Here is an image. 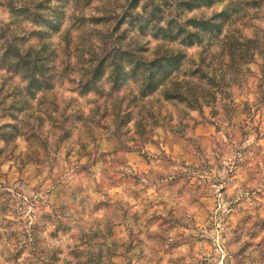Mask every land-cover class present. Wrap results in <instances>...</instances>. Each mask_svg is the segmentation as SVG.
Returning a JSON list of instances; mask_svg holds the SVG:
<instances>
[{"label": "rangeland", "instance_id": "obj_1", "mask_svg": "<svg viewBox=\"0 0 264 264\" xmlns=\"http://www.w3.org/2000/svg\"><path fill=\"white\" fill-rule=\"evenodd\" d=\"M228 5L169 45L200 105L139 96L122 52ZM0 264H264V0H0Z\"/></svg>", "mask_w": 264, "mask_h": 264}, {"label": "trees", "instance_id": "obj_2", "mask_svg": "<svg viewBox=\"0 0 264 264\" xmlns=\"http://www.w3.org/2000/svg\"><path fill=\"white\" fill-rule=\"evenodd\" d=\"M229 6L209 19L201 21L193 20L192 22L186 21L181 24H177L171 20L165 27L158 26L157 32L153 35L155 37L159 36L163 40V43L153 50V56L147 61L144 59L143 54H138L137 52V56H134L126 50L123 51V56L118 61L126 57L124 61L128 67L132 68L131 71L133 73L131 74L135 76L140 72L139 82L136 81L139 96L143 97L161 88L160 95L166 100H177L183 102L187 107L198 105L202 101V96L197 95L195 86L191 85L187 80L171 76L173 72H176L180 68L185 54L182 50L169 45L176 40L182 45H192L201 42L203 33L215 35L220 33L222 23L230 17ZM35 9L37 11L38 7ZM21 11L27 13L29 10L26 8ZM217 20H220V22H216ZM188 25L195 28V30L186 29ZM165 42L169 44H164ZM2 49L4 51L2 63L9 61L7 70L10 71L15 72L18 68L22 69L21 78L26 81V90L28 92L44 88L43 81L45 80L41 81L39 78H43V73L40 74L39 70L41 66L38 67L37 62L31 60L29 53L25 56H22L18 52H15V54L14 52L10 53V46ZM7 54L9 56L5 57ZM119 76L118 74V79ZM45 85L46 90L50 88V83H46Z\"/></svg>", "mask_w": 264, "mask_h": 264}]
</instances>
